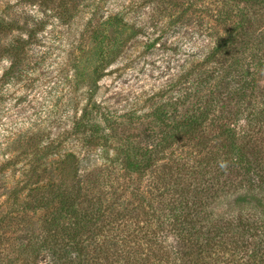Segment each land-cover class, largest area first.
Masks as SVG:
<instances>
[{
	"label": "rangeland",
	"instance_id": "1",
	"mask_svg": "<svg viewBox=\"0 0 264 264\" xmlns=\"http://www.w3.org/2000/svg\"><path fill=\"white\" fill-rule=\"evenodd\" d=\"M241 8L251 17L250 35L239 39V51L231 48L229 55L213 58L228 29L220 14ZM0 13L10 25L0 34L2 221L9 216L12 189L22 186L21 174L46 150L48 157L41 166L54 177H58L55 164L48 159L61 161L69 153L79 158V175L82 169L97 173L107 164L101 156L103 146L109 155L116 149L142 147L147 135L160 134L180 118L195 114L209 96L211 90L204 84L219 68L217 59L227 66L232 56L237 57L242 69L252 56L250 48L264 51V8L242 0H0ZM13 41L19 45L16 54L6 51ZM250 67L257 94L263 98L264 63L253 61ZM220 104L228 109H214L213 120L201 133L214 150L226 144L224 124L245 128V121L234 117L236 105ZM88 119L100 135H109L108 141L87 145L94 132L85 128ZM260 135L264 146V130ZM122 173L124 183L137 181L136 176ZM141 181L147 185L148 179ZM233 198L222 197L216 215L235 209ZM18 214L37 215L31 210ZM27 229L19 227L8 235L18 236ZM23 242L24 248L27 242ZM20 245L5 242L0 264L14 259ZM31 254L28 250V255L19 257L31 259Z\"/></svg>",
	"mask_w": 264,
	"mask_h": 264
},
{
	"label": "trees",
	"instance_id": "2",
	"mask_svg": "<svg viewBox=\"0 0 264 264\" xmlns=\"http://www.w3.org/2000/svg\"><path fill=\"white\" fill-rule=\"evenodd\" d=\"M242 1L264 8V0ZM242 8L220 14L228 29L213 58L229 55L228 49H237L239 39L250 35L251 17ZM8 26L0 13V34ZM17 43L6 45V51L19 52ZM250 49L252 56L242 69L237 57L232 56L227 66L217 59L219 68L204 84L211 91L195 114L180 118L160 134L147 135L142 147L116 149L109 155L103 146L101 156L107 164L99 172L82 169L79 175V158L72 153L61 161L48 159L58 177L41 166L47 150L39 155L40 161L30 160L21 174L20 190L13 188L7 201L9 216L0 220L2 252L5 242L21 243L17 256L4 264H264V146L260 144L264 96L257 94L250 67L253 61L264 63V51ZM222 101L236 105L234 117L243 119L245 128L224 124L221 133L226 144L214 150L201 133L213 120L214 109H228ZM85 122V128L94 131L87 145L108 141V134L100 135L97 125L89 119ZM121 170L137 181L124 183ZM139 178L148 179L147 185ZM231 194L235 209L216 215L215 206ZM29 210L37 215L18 214ZM19 227L28 229L8 235ZM23 241L31 247L23 248ZM28 250L31 259L19 257L28 255Z\"/></svg>",
	"mask_w": 264,
	"mask_h": 264
}]
</instances>
